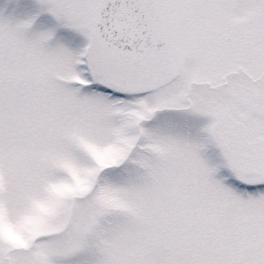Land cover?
Segmentation results:
<instances>
[{
  "label": "snow or ice",
  "instance_id": "obj_1",
  "mask_svg": "<svg viewBox=\"0 0 264 264\" xmlns=\"http://www.w3.org/2000/svg\"><path fill=\"white\" fill-rule=\"evenodd\" d=\"M0 264H264V0H0Z\"/></svg>",
  "mask_w": 264,
  "mask_h": 264
}]
</instances>
